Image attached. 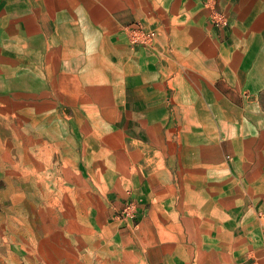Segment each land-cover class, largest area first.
I'll return each mask as SVG.
<instances>
[{
    "label": "crops",
    "instance_id": "obj_1",
    "mask_svg": "<svg viewBox=\"0 0 264 264\" xmlns=\"http://www.w3.org/2000/svg\"><path fill=\"white\" fill-rule=\"evenodd\" d=\"M158 1L0 0V92L10 90L20 111L64 105L89 114L94 140L85 142L99 150L82 154L98 155L93 173L104 183L96 184L110 192L103 224L122 264H137L132 256L144 264L256 258L264 234V0H214L228 25L203 34L192 71L173 70L179 57H162L164 40L128 43L130 25L173 27L164 16L174 11ZM8 57L14 78L2 86ZM65 136L60 130L56 142ZM131 201L135 218H114Z\"/></svg>",
    "mask_w": 264,
    "mask_h": 264
},
{
    "label": "rangeland",
    "instance_id": "obj_2",
    "mask_svg": "<svg viewBox=\"0 0 264 264\" xmlns=\"http://www.w3.org/2000/svg\"><path fill=\"white\" fill-rule=\"evenodd\" d=\"M158 4L175 13L164 16L174 19L173 27L153 28L154 42L164 40L162 57H179L177 65L171 60L173 70L199 69L203 34L213 35L214 29L226 27L227 15L217 9L214 0H160ZM154 42L146 47H153ZM1 65L2 86L8 85L14 78L10 57ZM0 93V264H122L120 243L103 224L108 207L104 197L110 192L96 184L104 183L102 175L93 173L98 155L82 154L91 151L85 138L94 140L93 129L86 127L89 114L66 110L64 105L59 111H20L12 94L6 95L10 90ZM76 115L82 118L83 127L75 126ZM60 130L67 137L65 143L56 142ZM40 135L49 142L40 143ZM91 147L98 152L96 144ZM179 191L172 194L177 200ZM128 205L132 208L126 210ZM135 216L132 201L114 214L122 221ZM258 217L264 222V213ZM262 246L258 257L243 256L237 264L256 260L264 264V234ZM157 255L158 251L152 262ZM131 259L144 264L135 256ZM211 264L218 262L211 260Z\"/></svg>",
    "mask_w": 264,
    "mask_h": 264
},
{
    "label": "built area",
    "instance_id": "obj_3",
    "mask_svg": "<svg viewBox=\"0 0 264 264\" xmlns=\"http://www.w3.org/2000/svg\"><path fill=\"white\" fill-rule=\"evenodd\" d=\"M155 38L156 32L153 29H147L139 23L127 27V40L132 46H150ZM131 208L132 205H128L125 209Z\"/></svg>",
    "mask_w": 264,
    "mask_h": 264
},
{
    "label": "bare ground",
    "instance_id": "obj_4",
    "mask_svg": "<svg viewBox=\"0 0 264 264\" xmlns=\"http://www.w3.org/2000/svg\"><path fill=\"white\" fill-rule=\"evenodd\" d=\"M83 36H84V35H83ZM83 38H84V37H83ZM42 57H43V56H42ZM42 61H43V60H42ZM63 61H64V60H63ZM42 64H43V63H42ZM45 64H46V63H45ZM41 67H42V66H41ZM35 68H36V67H35ZM37 68H38V67H37ZM41 69H42V68H41ZM41 69H40V70H41ZM40 72H41V71H40ZM62 72H63V71H62ZM82 100H83V99H82ZM84 100H85V99H84Z\"/></svg>",
    "mask_w": 264,
    "mask_h": 264
}]
</instances>
